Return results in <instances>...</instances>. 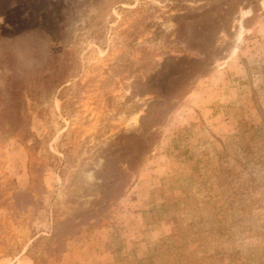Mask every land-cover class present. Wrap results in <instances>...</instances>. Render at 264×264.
Listing matches in <instances>:
<instances>
[{
  "label": "rangeland",
  "instance_id": "rangeland-1",
  "mask_svg": "<svg viewBox=\"0 0 264 264\" xmlns=\"http://www.w3.org/2000/svg\"><path fill=\"white\" fill-rule=\"evenodd\" d=\"M0 264H264V0H0Z\"/></svg>",
  "mask_w": 264,
  "mask_h": 264
},
{
  "label": "trees",
  "instance_id": "trees-1",
  "mask_svg": "<svg viewBox=\"0 0 264 264\" xmlns=\"http://www.w3.org/2000/svg\"><path fill=\"white\" fill-rule=\"evenodd\" d=\"M38 240H40V239H38Z\"/></svg>",
  "mask_w": 264,
  "mask_h": 264
}]
</instances>
